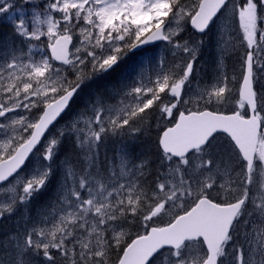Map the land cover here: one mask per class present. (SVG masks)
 <instances>
[{
    "label": "snow or ice",
    "instance_id": "6c2138e0",
    "mask_svg": "<svg viewBox=\"0 0 264 264\" xmlns=\"http://www.w3.org/2000/svg\"><path fill=\"white\" fill-rule=\"evenodd\" d=\"M0 264H264V0H0Z\"/></svg>",
    "mask_w": 264,
    "mask_h": 264
},
{
    "label": "rangeland",
    "instance_id": "374dc122",
    "mask_svg": "<svg viewBox=\"0 0 264 264\" xmlns=\"http://www.w3.org/2000/svg\"><path fill=\"white\" fill-rule=\"evenodd\" d=\"M157 52H160V49H156ZM211 50H209V52H206L204 55V59L203 61H201V63L207 68L208 65L211 63ZM232 68V66H230ZM231 68H229V71H231Z\"/></svg>",
    "mask_w": 264,
    "mask_h": 264
},
{
    "label": "trees",
    "instance_id": "16d2710c",
    "mask_svg": "<svg viewBox=\"0 0 264 264\" xmlns=\"http://www.w3.org/2000/svg\"><path fill=\"white\" fill-rule=\"evenodd\" d=\"M226 64L228 65V68H231L230 66H232V64H233V61L226 60Z\"/></svg>",
    "mask_w": 264,
    "mask_h": 264
}]
</instances>
